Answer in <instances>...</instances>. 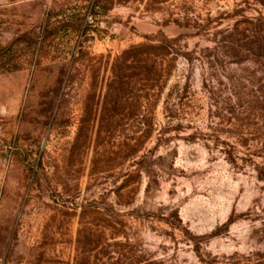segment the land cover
I'll list each match as a JSON object with an SVG mask.
<instances>
[{"label": "rangeland", "instance_id": "obj_1", "mask_svg": "<svg viewBox=\"0 0 264 264\" xmlns=\"http://www.w3.org/2000/svg\"><path fill=\"white\" fill-rule=\"evenodd\" d=\"M0 264H264V0H0Z\"/></svg>", "mask_w": 264, "mask_h": 264}, {"label": "trees", "instance_id": "obj_2", "mask_svg": "<svg viewBox=\"0 0 264 264\" xmlns=\"http://www.w3.org/2000/svg\"><path fill=\"white\" fill-rule=\"evenodd\" d=\"M140 48H147V49H153V50H156V47L155 46H152V45H138V46H134L132 47L131 51H134V53H137L136 55V58L137 60L139 61V68L142 69L143 66H142V57L144 56V54H146V52H142V50H140ZM153 60V68H154V72L153 73H157V75H163L162 74V66L161 64L158 63V61L156 59H152ZM149 88H153L154 86L158 85L159 82H161V80L158 78V77H149ZM161 84V83H160Z\"/></svg>", "mask_w": 264, "mask_h": 264}]
</instances>
